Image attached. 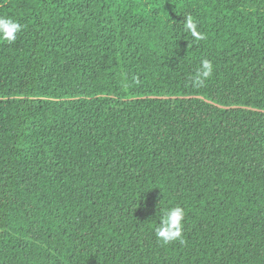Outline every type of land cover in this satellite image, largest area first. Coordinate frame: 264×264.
<instances>
[{
  "label": "trees",
  "instance_id": "1",
  "mask_svg": "<svg viewBox=\"0 0 264 264\" xmlns=\"http://www.w3.org/2000/svg\"><path fill=\"white\" fill-rule=\"evenodd\" d=\"M0 16L24 26L0 42V264H264V0H0ZM177 205L185 243L162 246Z\"/></svg>",
  "mask_w": 264,
  "mask_h": 264
},
{
  "label": "clouds",
  "instance_id": "2",
  "mask_svg": "<svg viewBox=\"0 0 264 264\" xmlns=\"http://www.w3.org/2000/svg\"><path fill=\"white\" fill-rule=\"evenodd\" d=\"M23 25L11 17L0 16V42L15 43L18 33L23 30ZM183 29L190 33L194 41L204 40L205 34L198 30V20L191 14L184 17ZM214 65L208 60L201 61L200 66L190 77L194 88L204 87L206 82L213 76ZM157 214V213H156ZM186 211L182 206L161 207L154 228L155 237L159 244L168 245L178 241L185 243L184 226Z\"/></svg>",
  "mask_w": 264,
  "mask_h": 264
}]
</instances>
